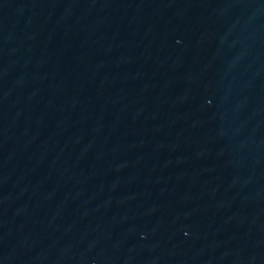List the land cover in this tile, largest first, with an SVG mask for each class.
I'll return each instance as SVG.
<instances>
[{
	"label": "water",
	"instance_id": "95a60500",
	"mask_svg": "<svg viewBox=\"0 0 264 264\" xmlns=\"http://www.w3.org/2000/svg\"><path fill=\"white\" fill-rule=\"evenodd\" d=\"M0 264H264V0H0Z\"/></svg>",
	"mask_w": 264,
	"mask_h": 264
}]
</instances>
